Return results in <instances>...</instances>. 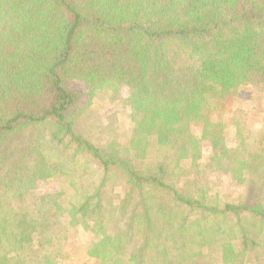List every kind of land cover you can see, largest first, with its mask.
<instances>
[{"label":"trees","instance_id":"obj_1","mask_svg":"<svg viewBox=\"0 0 264 264\" xmlns=\"http://www.w3.org/2000/svg\"><path fill=\"white\" fill-rule=\"evenodd\" d=\"M263 100L264 0H0V264H249Z\"/></svg>","mask_w":264,"mask_h":264},{"label":"rangeland","instance_id":"obj_2","mask_svg":"<svg viewBox=\"0 0 264 264\" xmlns=\"http://www.w3.org/2000/svg\"><path fill=\"white\" fill-rule=\"evenodd\" d=\"M129 91L123 89L120 91L118 96V104L109 105L106 96H99L92 108L91 114L85 116V123L82 125L86 130V134L92 136V138L97 139V141H106L110 138L121 136L124 130L128 129V123L126 121V115L129 113L130 108L127 104V97ZM264 102V100L262 101ZM250 106L248 101L232 99L230 100L225 108V117L230 119L234 115L235 110H247ZM231 146V142L229 143ZM57 182H52L51 186H57ZM36 189L39 192L47 189L48 185L45 183H38ZM78 238L83 242H88L89 237L82 232L78 233ZM84 243V244H85ZM81 255L77 257V260H81ZM249 264H264V250L257 253H253L248 256Z\"/></svg>","mask_w":264,"mask_h":264}]
</instances>
